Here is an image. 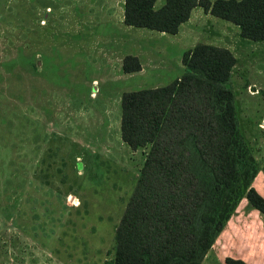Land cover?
Wrapping results in <instances>:
<instances>
[{"label": "rangeland", "instance_id": "1", "mask_svg": "<svg viewBox=\"0 0 264 264\" xmlns=\"http://www.w3.org/2000/svg\"><path fill=\"white\" fill-rule=\"evenodd\" d=\"M41 1L16 9L20 52L0 36V264H102L112 256L148 150L121 138V95L180 76L182 52L198 41L235 51L231 86L259 164L253 184L264 195V40L203 14L181 27L180 47L166 32L124 23L123 0ZM0 11L9 12L2 0ZM17 53L21 61L6 69ZM126 54L138 56L139 70H122ZM226 256L264 264V214L244 197L200 264H226Z\"/></svg>", "mask_w": 264, "mask_h": 264}, {"label": "trees", "instance_id": "2", "mask_svg": "<svg viewBox=\"0 0 264 264\" xmlns=\"http://www.w3.org/2000/svg\"><path fill=\"white\" fill-rule=\"evenodd\" d=\"M29 1L2 0L9 12L0 11V36L18 52L22 44L13 38L23 31L15 12ZM155 1L123 0L124 23L176 33L192 8L202 6L237 25L241 36L264 40V0ZM236 60L230 48L198 41L182 52L180 76L122 93L121 138L148 150L116 225L113 254L102 264H200L242 197L264 214V195L253 185L259 164L231 86ZM20 61L17 53L3 64L9 69ZM121 67L131 72L141 63L126 54ZM225 263L248 264L234 256Z\"/></svg>", "mask_w": 264, "mask_h": 264}, {"label": "crops", "instance_id": "3", "mask_svg": "<svg viewBox=\"0 0 264 264\" xmlns=\"http://www.w3.org/2000/svg\"><path fill=\"white\" fill-rule=\"evenodd\" d=\"M155 5L156 6H159V5H161V3L160 4H156V1H155ZM205 15V16H207V15H212L209 11H205L204 9H203V7L202 6H195V7H193L192 8V10H191V13H190V16H189V18L185 21V22H183V23H181V25L179 26V30L176 32V33H168L169 35H172V37H174L176 40H174L175 42H177L178 44H179V46L180 47H185L186 45L184 44V41L182 40V39H184V37H183V33L181 32V27H183L184 25H186V27H188L189 29H191L193 26H194V23L192 22L193 21V19H194V17H199V18H201L202 17V15ZM212 16H214V15H212ZM214 17H216V16H214ZM235 27H236V29L238 30V34L240 35V32H239V27L237 26V25H235ZM189 31V30H188ZM241 36V35H240ZM241 37H243V36H241ZM245 38V37H244ZM178 39V40H177ZM245 39H248V38H245ZM245 39L244 40H242L243 42L245 41ZM202 42H207V43H211V42H208V41H202ZM196 43V42H195ZM245 43V42H244ZM247 43V42H246ZM252 43V42H251ZM213 44H216V45H222V46H226V47H228V48H230L232 51H233V53L235 54V51H234V49L231 47V45L229 44V43H213ZM194 44H192L191 46H193ZM190 46V47H191ZM235 56H236V54H235ZM236 58H237V56H236ZM257 175V174H256ZM256 179V176H255V178H254V180ZM253 180V182H255ZM253 185H255V184H253ZM261 193V192H260ZM261 194H263V193H261Z\"/></svg>", "mask_w": 264, "mask_h": 264}]
</instances>
